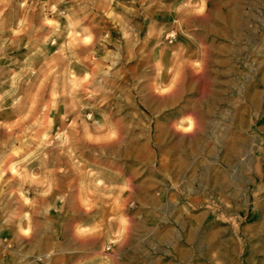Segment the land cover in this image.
<instances>
[{"label": "rangeland", "instance_id": "1", "mask_svg": "<svg viewBox=\"0 0 264 264\" xmlns=\"http://www.w3.org/2000/svg\"><path fill=\"white\" fill-rule=\"evenodd\" d=\"M138 188L264 264V0H0V262L68 264L61 218L127 226ZM103 228L76 264H117Z\"/></svg>", "mask_w": 264, "mask_h": 264}, {"label": "crops", "instance_id": "2", "mask_svg": "<svg viewBox=\"0 0 264 264\" xmlns=\"http://www.w3.org/2000/svg\"><path fill=\"white\" fill-rule=\"evenodd\" d=\"M129 198L132 200L133 208L129 211L131 215L127 218V226L125 222L124 224L120 222L117 214V223L114 227H110L112 226L109 222L110 216L107 215L104 220H100L103 218V207L92 215L90 209L84 206L82 218L70 214L63 216L55 233V239L51 242L41 241L40 257L46 258L51 255L58 258L67 257L68 264H76V254L79 252L85 254L86 246L92 238L91 236L79 237L77 233L82 230L86 233L84 235H87V231H92L95 225L102 222L105 228L102 232H95V235L101 238V245L106 243L107 238L112 241V235H117L115 239L117 264L120 263V256L122 262L125 256H129L132 264H151V260L157 257L155 251L157 246L168 247L173 251L172 258L163 264H182L183 260L187 263L191 262L189 259L191 255L188 254L193 252L196 253L195 264H221L222 260L225 264H235V236L221 233L217 218H209L208 222L196 218L189 223L187 217L183 216L181 207H172L167 211L164 208L153 207L154 200L149 190L140 188L132 190L125 195V199ZM108 211V209L105 210L107 213ZM204 224L210 225L206 232L202 226L199 227ZM36 240L39 241L38 237ZM225 244L229 248L227 256L224 250ZM230 244L233 249L230 248ZM175 252H177L176 255H174ZM0 264H7V262L5 260Z\"/></svg>", "mask_w": 264, "mask_h": 264}, {"label": "built area", "instance_id": "3", "mask_svg": "<svg viewBox=\"0 0 264 264\" xmlns=\"http://www.w3.org/2000/svg\"><path fill=\"white\" fill-rule=\"evenodd\" d=\"M172 38H173V34H168L166 36V39L168 40V43H171L172 42Z\"/></svg>", "mask_w": 264, "mask_h": 264}]
</instances>
